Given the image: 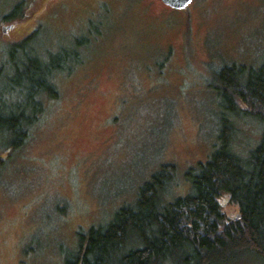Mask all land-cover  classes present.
I'll return each instance as SVG.
<instances>
[{"label":"rangeland","instance_id":"1","mask_svg":"<svg viewBox=\"0 0 264 264\" xmlns=\"http://www.w3.org/2000/svg\"><path fill=\"white\" fill-rule=\"evenodd\" d=\"M31 3L0 0V89L25 62V41L40 51L72 47L84 62L57 74L59 97L45 101L22 147L0 141V264H64L162 165L176 171L166 202L187 195L185 172L212 153L221 112L237 126L235 151L245 157L258 145L264 121L222 107L213 73L264 62V0H192L187 10L160 0H47L26 18ZM19 6L21 26L3 31Z\"/></svg>","mask_w":264,"mask_h":264},{"label":"trees","instance_id":"2","mask_svg":"<svg viewBox=\"0 0 264 264\" xmlns=\"http://www.w3.org/2000/svg\"><path fill=\"white\" fill-rule=\"evenodd\" d=\"M20 7L4 19L17 20ZM28 43L20 45L25 62L14 64L15 78L0 89V141L11 149L26 142L29 130L45 113V101L59 97L57 74H70L84 62L80 50L72 47L40 51ZM213 80L222 107L228 106L234 116L253 115L264 121V62L256 69L224 65L213 73ZM17 96L21 100L10 109L2 104L4 97ZM236 133L232 118L221 112L212 153L185 172L187 195L166 202L176 171L173 164L162 165L132 204L82 235L80 250L64 264L264 262V131L245 157L234 149ZM229 206L236 209L233 216L226 214Z\"/></svg>","mask_w":264,"mask_h":264},{"label":"flooded vegetation","instance_id":"3","mask_svg":"<svg viewBox=\"0 0 264 264\" xmlns=\"http://www.w3.org/2000/svg\"><path fill=\"white\" fill-rule=\"evenodd\" d=\"M36 1V3H33V5H32V3L27 7V9H26V13L24 14V16L27 18V17H30V18H37V17H39L40 16V14H41V11L43 10V3H45V1H47V0H34V2ZM5 19H3V21H4ZM19 22H21V21H18L17 22V20H11V21H9V23L7 24V26H6V28H8L9 30H13L14 28H16L17 26H18V24H22V23H19ZM23 22H24V19H23ZM21 26V25H20ZM20 26H18V27H20ZM39 27V25L38 24H35L33 27H32V29L30 28L29 30V32L27 33V35H26V38L27 37H30V36H33L34 35V33H36L37 32V28ZM19 29V28H18ZM19 32V30H17L16 31V33H18ZM90 29H88V32L86 33H84V38H83V43H84V45L86 44V42H87V35L88 34H90ZM84 47V46H83Z\"/></svg>","mask_w":264,"mask_h":264},{"label":"water","instance_id":"4","mask_svg":"<svg viewBox=\"0 0 264 264\" xmlns=\"http://www.w3.org/2000/svg\"><path fill=\"white\" fill-rule=\"evenodd\" d=\"M161 3L165 6H168L175 10H181L187 7V5L192 0H160ZM8 28H4L3 31H6Z\"/></svg>","mask_w":264,"mask_h":264}]
</instances>
